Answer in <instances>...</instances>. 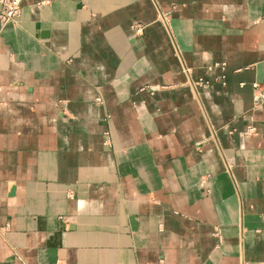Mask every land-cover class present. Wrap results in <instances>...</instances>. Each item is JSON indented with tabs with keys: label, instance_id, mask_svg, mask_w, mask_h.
I'll return each instance as SVG.
<instances>
[{
	"label": "crops",
	"instance_id": "crops-1",
	"mask_svg": "<svg viewBox=\"0 0 264 264\" xmlns=\"http://www.w3.org/2000/svg\"><path fill=\"white\" fill-rule=\"evenodd\" d=\"M254 82L264 0H23L0 28V264H264Z\"/></svg>",
	"mask_w": 264,
	"mask_h": 264
},
{
	"label": "built area",
	"instance_id": "built-area-1",
	"mask_svg": "<svg viewBox=\"0 0 264 264\" xmlns=\"http://www.w3.org/2000/svg\"><path fill=\"white\" fill-rule=\"evenodd\" d=\"M23 0H0V28L3 29L7 26H18L19 24V14L21 11V5ZM142 28L137 26L135 28V33L140 34ZM213 67L220 68L222 71L225 70V63H216ZM187 71V70H186ZM220 83L224 87L226 85L225 75L222 74L220 78ZM191 86L194 90L201 88L208 84V81L203 79H199L195 82H191ZM240 86H244V83H241ZM252 90L254 92V102L257 104L260 101L264 100V91L260 90V83L254 82L251 84ZM96 102L101 104L102 98L100 96L96 97ZM255 132V128L252 125L246 127L243 134L245 136H250ZM215 236H218V233L215 232Z\"/></svg>",
	"mask_w": 264,
	"mask_h": 264
}]
</instances>
